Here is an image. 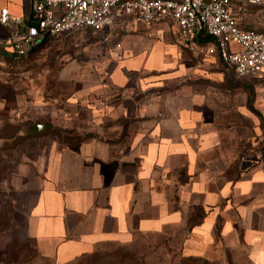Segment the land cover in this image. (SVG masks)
Returning <instances> with one entry per match:
<instances>
[{"label": "rangeland", "instance_id": "obj_1", "mask_svg": "<svg viewBox=\"0 0 264 264\" xmlns=\"http://www.w3.org/2000/svg\"><path fill=\"white\" fill-rule=\"evenodd\" d=\"M254 13L261 24L256 29L264 31V7L254 8ZM258 83L236 78L217 51H190L175 24L148 27L132 17L107 32L77 31L51 38L26 58L0 63V137L12 138L0 153V264H60L53 252L25 238L26 193L22 184L17 191L11 183L22 153L34 157L54 141L60 147H77L97 138L115 144L119 166L131 157L129 150L140 145L136 138L150 129L127 117L124 104H148L159 96L179 103L178 96L187 92L200 109L202 131L217 133L225 176L235 179L264 162ZM43 122L53 127L32 139L20 140L16 134ZM184 237L177 230L138 233L100 246L91 258L80 261L253 264L247 248L216 251L207 259L186 257L181 251ZM74 260L68 263L80 264Z\"/></svg>", "mask_w": 264, "mask_h": 264}, {"label": "crops", "instance_id": "obj_2", "mask_svg": "<svg viewBox=\"0 0 264 264\" xmlns=\"http://www.w3.org/2000/svg\"><path fill=\"white\" fill-rule=\"evenodd\" d=\"M35 1L0 0V17L5 8L11 17L29 16ZM238 18L244 29L261 26L254 8ZM14 31L0 23L1 63L15 57L5 43ZM257 80L264 116V79ZM188 95L181 92L179 103L159 96L124 104L127 117L150 129L119 166L115 144L97 138L77 147L54 141L34 157L16 158L11 183L26 193L25 238L66 264L134 234L177 230L185 233L186 257L247 248L253 264H264V162L228 179L217 133L202 131L200 109ZM16 134L34 138L23 129ZM11 139L0 137V153ZM124 163L135 168L124 171Z\"/></svg>", "mask_w": 264, "mask_h": 264}, {"label": "built area", "instance_id": "obj_3", "mask_svg": "<svg viewBox=\"0 0 264 264\" xmlns=\"http://www.w3.org/2000/svg\"><path fill=\"white\" fill-rule=\"evenodd\" d=\"M249 7H264V0H36L29 16L11 17L3 9L0 23L14 27L5 43L16 58H25L48 38L107 32L129 17L148 27L171 22L190 51H217L236 78L264 79V31L239 24L238 14ZM205 37L214 43L200 46Z\"/></svg>", "mask_w": 264, "mask_h": 264}, {"label": "water", "instance_id": "obj_4", "mask_svg": "<svg viewBox=\"0 0 264 264\" xmlns=\"http://www.w3.org/2000/svg\"><path fill=\"white\" fill-rule=\"evenodd\" d=\"M53 127V124L51 122H43V123H36V124H30L24 127V133L26 136H33L42 134L45 131L51 129ZM130 168H135L134 163H124L122 165V169L124 171L129 170Z\"/></svg>", "mask_w": 264, "mask_h": 264}, {"label": "trees", "instance_id": "obj_5", "mask_svg": "<svg viewBox=\"0 0 264 264\" xmlns=\"http://www.w3.org/2000/svg\"><path fill=\"white\" fill-rule=\"evenodd\" d=\"M50 39H51V38H48V39H46L44 42H42L40 45L34 47V48L29 52L28 56H29L33 51H36L37 49L43 47V46H44V45H45ZM213 43H214V40H213V38H211V37H205V38H203L202 40L198 41V44H199L200 46H206V45H208V44H213ZM28 56H27V57H28ZM25 58H26V57H25ZM17 132H18V131H17ZM33 136H34V135H33ZM24 139H25V137H20V140H24ZM91 254H92V253L84 254V255H82L81 257L76 258L75 260H77L78 262H80V264H83V262H81L80 259H83V258H87V259H89V258L92 257ZM191 258H200V257H191ZM203 259H204V258H203ZM205 259H207V258H205ZM75 260H74V261H75ZM72 262H73V261H72ZM78 262H77V263H78ZM69 263H71V262H69ZM69 263H67V264H69Z\"/></svg>", "mask_w": 264, "mask_h": 264}]
</instances>
